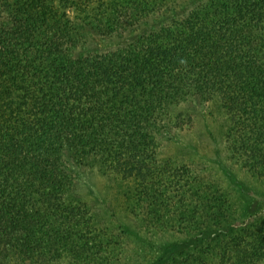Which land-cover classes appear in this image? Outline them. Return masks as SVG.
I'll return each mask as SVG.
<instances>
[{
    "label": "trees",
    "instance_id": "obj_1",
    "mask_svg": "<svg viewBox=\"0 0 264 264\" xmlns=\"http://www.w3.org/2000/svg\"><path fill=\"white\" fill-rule=\"evenodd\" d=\"M51 2L0 0V264H264V212L239 219L195 162L176 169L197 200L176 225L148 194L171 238L149 261L77 192L93 168L174 184L151 159L199 104L233 114L264 175V0Z\"/></svg>",
    "mask_w": 264,
    "mask_h": 264
},
{
    "label": "rangeland",
    "instance_id": "obj_2",
    "mask_svg": "<svg viewBox=\"0 0 264 264\" xmlns=\"http://www.w3.org/2000/svg\"><path fill=\"white\" fill-rule=\"evenodd\" d=\"M100 1L78 0L77 7H94ZM51 4L60 9L58 13L63 12L64 7L58 0H52ZM185 111L186 116L191 117L190 123L184 121L182 126L169 131L164 140L165 145H162L164 149H157L150 163L155 172L163 169L176 176L178 181L175 179L176 182L169 187L167 183L172 177L166 180L148 175L146 179L140 180L133 174L119 173L110 177L108 173L104 174L95 168L78 170L79 196L91 205L94 215L101 220V223L94 220L97 226L109 227L108 232L120 234L119 240L113 239L118 241L114 245L116 248L125 247V253L129 254L127 259L136 255L138 261H149L171 239L162 236L163 223L151 219L147 200L149 193L158 196L164 193L162 198L168 202L158 206L157 214L164 213L161 218L163 221L169 216L170 225H176L180 205L188 207L197 201L196 195H190L186 190L189 185L185 182L184 173L176 170L183 162H195L202 167L200 172L209 185L228 195L230 205H233L239 219L248 220L251 211L264 212V175H257L250 169L256 162L254 156H249L244 149L247 143L243 146L234 145L240 133L233 126V114L221 105L210 107L199 104ZM132 171L136 174L135 169ZM147 182L155 183V187L148 188L150 185ZM198 187L201 192V184Z\"/></svg>",
    "mask_w": 264,
    "mask_h": 264
}]
</instances>
